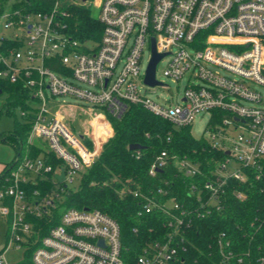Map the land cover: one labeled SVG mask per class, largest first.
Wrapping results in <instances>:
<instances>
[{"label":"built area","instance_id":"built-area-1","mask_svg":"<svg viewBox=\"0 0 264 264\" xmlns=\"http://www.w3.org/2000/svg\"><path fill=\"white\" fill-rule=\"evenodd\" d=\"M23 2H6L0 14L11 30L0 32V78L27 88L20 116L29 123L26 142L0 184V216L9 223L0 264H11V247L26 251L31 245L34 264H175L195 220L223 210L229 193L246 198L241 183L249 187L251 176L263 175L264 0H55L44 9ZM79 4L99 9L98 38L80 39L67 29L71 7ZM153 37L164 54L158 62L165 64L163 74L175 81L188 76L174 101L147 93ZM65 95L83 103L56 99ZM130 104L191 130L196 114L208 112L207 133L200 137L225 152L208 169L188 153H156L148 172L155 176L171 165L174 177L162 178L164 184L144 196L139 214L162 210L166 230L134 263L124 255L115 217L97 207L64 205L69 183L81 179L114 135L109 114L122 116ZM76 108L88 115V127L71 121L70 112L82 115ZM215 242L218 264L243 261L226 230Z\"/></svg>","mask_w":264,"mask_h":264},{"label":"trees","instance_id":"trees-1","mask_svg":"<svg viewBox=\"0 0 264 264\" xmlns=\"http://www.w3.org/2000/svg\"><path fill=\"white\" fill-rule=\"evenodd\" d=\"M54 1L24 0L23 3L34 9H44ZM6 2L0 0V14ZM71 11L67 19L70 33L80 39L89 36L98 38L101 35L103 26L91 7L79 4L72 6ZM0 90L7 93L0 112L6 110L10 113L14 107L25 104L28 91L23 85L0 78ZM109 115L115 133L104 143L94 164L83 172L79 189L66 197L64 205L97 207L115 217L122 227L124 255L128 262L134 263L145 244L166 230V214L162 210L139 214L144 196L163 185L162 178L174 177L169 170L173 167L171 165L155 176L148 172L156 153L163 148L171 153H188L201 160L203 168L208 169L225 152L215 149L205 137H196L191 126L175 127L167 119L139 104H130L122 116ZM28 128L29 123L16 120L12 130L0 132V139L12 142L19 150L26 142ZM131 143L144 145V148H139V157L136 156L137 149H130ZM11 163L6 164L0 172V184ZM53 185L50 181L47 188ZM37 186L42 185H31L32 188ZM241 187L248 191L246 198L239 199L229 193L223 210L195 220L188 232L187 248L175 264H218L215 237L220 230L228 232L234 247L243 255V261L235 264H264V220H258L264 217V172L260 178L251 176L249 187L243 183ZM133 190H137L138 194ZM33 249L34 245L28 247L24 259L16 264H34Z\"/></svg>","mask_w":264,"mask_h":264},{"label":"rangeland","instance_id":"rangeland-1","mask_svg":"<svg viewBox=\"0 0 264 264\" xmlns=\"http://www.w3.org/2000/svg\"><path fill=\"white\" fill-rule=\"evenodd\" d=\"M6 1L8 7L15 0H6ZM89 7H91L95 15L99 14V9L96 8L94 5L89 4ZM0 32L5 34H10L11 30L5 28L4 25L0 23ZM149 52L150 50L147 47L145 49L144 57H143L144 66H146L147 64V57L149 55ZM164 66L165 64L163 62L157 65V78L160 80H164L169 85L165 86L162 84H157L154 86H150L147 93L150 97L160 102H164L165 99L174 101L183 95L185 91V84L188 81V76L186 74L180 81H175L163 74ZM6 94H7L6 92H0V109L3 107V104L6 99ZM56 99L59 101L66 100L71 102L83 103L81 99L69 95L57 96ZM80 111L81 110L79 108H76V113L82 114L78 116L75 115V113L70 112L71 113L70 119L76 127L83 129L84 127L89 126V119H88L89 117L88 115H85V113H82ZM209 117L210 114L208 112H202L196 114L192 122V131L196 137H200L207 133L206 130H207ZM16 120H21L20 106L14 107L10 113H8L6 110L0 112V132L12 130L14 128ZM231 134L236 135V132L231 131ZM17 152H18L17 147L14 146L12 142L8 140L0 139V172L3 170L6 164L12 162L15 159ZM80 185H81V179L79 178H77L74 182L69 183V189L66 191L65 197L70 195L72 191H76L77 189H79ZM8 227H9V223L6 217L0 216V250L5 246L7 242ZM24 256H25L24 248L13 246L6 252V257L11 264H16L22 261L24 259Z\"/></svg>","mask_w":264,"mask_h":264},{"label":"water","instance_id":"water-1","mask_svg":"<svg viewBox=\"0 0 264 264\" xmlns=\"http://www.w3.org/2000/svg\"><path fill=\"white\" fill-rule=\"evenodd\" d=\"M164 54L160 53L156 49V41L155 37H153V57L148 65V68L146 70V76H145V82L149 85H157V84H163L159 79L156 77V68L159 60L162 58ZM1 92V90H0ZM139 148H144V145L141 143H131L130 144V149H139ZM65 178V173L64 171L58 175L59 180H63Z\"/></svg>","mask_w":264,"mask_h":264}]
</instances>
